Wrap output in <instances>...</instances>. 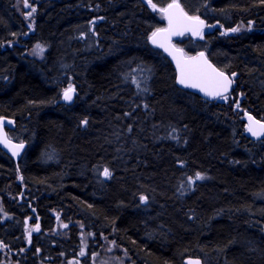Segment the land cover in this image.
<instances>
[{
	"label": "trees",
	"instance_id": "16d2710c",
	"mask_svg": "<svg viewBox=\"0 0 264 264\" xmlns=\"http://www.w3.org/2000/svg\"><path fill=\"white\" fill-rule=\"evenodd\" d=\"M28 1L0 0V116L28 144L0 148V264H92L105 243L130 264H264V138L235 108L264 121V0H177L216 25L178 43L235 74L225 101L178 87L145 0Z\"/></svg>",
	"mask_w": 264,
	"mask_h": 264
},
{
	"label": "water",
	"instance_id": "95a60500",
	"mask_svg": "<svg viewBox=\"0 0 264 264\" xmlns=\"http://www.w3.org/2000/svg\"><path fill=\"white\" fill-rule=\"evenodd\" d=\"M179 3V5L181 6L182 10L184 13L187 14L188 17H198V16H193L189 13H187L185 11V9L183 8V6L181 5L180 2L178 1H173L170 2L169 4L172 3ZM167 4L163 9L167 8L168 5ZM174 15H173V25H172V29L174 31H176L177 33H182V34H174L171 35L170 37H167V34L162 33L161 36L158 38L160 40V43L164 44L165 47H161L160 44H154L152 42V34L153 32H156V30H154L151 35L149 36V42L152 46L159 48L160 50H162L165 55L170 59L174 71H175V80H176V84L178 85V87L182 88V89H186L189 91H192L194 93H197L198 95H200L203 99L205 100H209V101H213V100H225L222 96H211L206 94L205 91H203L201 88H194V87H190L187 86L185 84H181L179 82L180 79V69L177 67V61L174 58V56H182L184 58L185 61H187L189 64H199L201 66L204 65V62L206 61L207 64H210L213 68L223 72L226 76H228L232 83L228 86V90L226 92L223 93L224 96H226L227 94L230 93V91L232 90L233 87V78L235 75L233 74H228L227 72L223 71L222 69H220L219 67H217L207 56V54L204 51H198L197 53H193V54H186L185 51L178 45H176L175 41L184 37L185 35H188L194 39H197L200 37L201 34L199 35H194L193 31L189 30L193 24L192 21L189 20H182L180 24L176 23V15H178V10L173 9L170 10ZM164 18L166 20V26L165 27H161L158 29H169L170 25H169V14L163 12ZM199 20L203 21L204 24L201 28V32L206 28L207 31H210L212 26L206 24L205 20L201 17H198ZM168 48L169 50H165V48ZM177 50H182V51H177ZM203 53V57H200V54ZM199 58L197 61H192L189 58ZM209 87H211V84L208 85ZM74 91L72 93V99L71 100H65L64 99V93H63V97L62 100L66 103H72L74 101V96H75V88H73ZM250 117L252 118L250 120ZM245 121L247 123L248 129L249 127H252L256 132L261 133L259 135H254L253 132L249 131L248 136L253 139V140H258V139H262L264 138V131L261 130L260 125H264V121L257 118L255 115H253L250 111L245 112ZM14 122L15 120L13 118L7 117V116H0V137H2L3 135L6 134L7 139L11 142L12 145H19V144H23V148L14 150L10 145H7L3 142H0V148L6 152L8 155H10L16 162L19 161V159L23 156L26 147H27V143L25 141L23 142H18L15 141L13 139H11L8 134L7 131L5 129V126H8L10 128L14 127ZM14 151L18 152V154H14ZM37 231V230H36ZM189 261H199V264H204L203 260L200 257H196V256H187L183 259V263L184 264H188Z\"/></svg>",
	"mask_w": 264,
	"mask_h": 264
},
{
	"label": "snow or ice",
	"instance_id": "6c2138e0",
	"mask_svg": "<svg viewBox=\"0 0 264 264\" xmlns=\"http://www.w3.org/2000/svg\"><path fill=\"white\" fill-rule=\"evenodd\" d=\"M149 2L151 3V0H149ZM25 6H28L27 0H25ZM152 7L153 9H155L156 5L152 4ZM173 9L178 10V15H176L177 24H180L182 20L192 21L193 24L189 30L193 31L194 35L202 34L201 28L204 22L199 20L198 17H188L187 14L183 12L179 3L174 2L172 4H169L167 8L160 9L161 12H165L169 14V25H170L169 29H157V31L153 32L152 34V42L154 44H160L161 47H165V45L160 43V40L158 39L162 33L167 34V37H170L171 35L174 34H182V33H177L172 29L174 14L170 10ZM32 12H35V8H32L31 11L28 13V15L31 16ZM232 31H239V28L232 29ZM37 48L41 49L42 51L40 45H37ZM165 50H169V49L166 47ZM177 51H182V50H177ZM200 57H203V53L200 54ZM174 58L177 61V67L180 69L179 82L181 84H185L187 86L194 88H201L208 95L222 96L224 99H227V97L224 96L223 93L228 90V86L232 83V81L223 72L213 68L210 64H207L206 61L204 62V65L201 66L199 64H189L187 61L184 60L182 56H174ZM189 59L192 61H197L199 58L193 57ZM209 84H211V87L208 86ZM73 91L74 89L72 87L66 89L64 91V99L71 100ZM251 119L252 118L250 117V120ZM84 123H87V121H84ZM260 128L262 131H264V125H260ZM249 131L253 132L254 135L261 134L256 132L252 127H249ZM0 142L10 145L14 150L23 148V144L12 145L11 142L7 139L6 134L0 137ZM14 154H18V152L14 151ZM103 174L105 177L111 176V172L107 168L104 169ZM189 179L191 180L192 178ZM195 179L202 180L204 179V176L200 173H196ZM143 199L146 200L147 197H143ZM36 230H39V225L36 226ZM83 254L84 253L82 252L81 255ZM188 264H199V261H189Z\"/></svg>",
	"mask_w": 264,
	"mask_h": 264
},
{
	"label": "rangeland",
	"instance_id": "374dc122",
	"mask_svg": "<svg viewBox=\"0 0 264 264\" xmlns=\"http://www.w3.org/2000/svg\"><path fill=\"white\" fill-rule=\"evenodd\" d=\"M159 2H161V4H157L153 0H151V3L149 2V0H145V3L152 10V12L153 13L155 12L157 14V16L160 19H162L163 23H161V26H164L165 25L164 17H163V13L160 11V9H162L164 7V5H166L168 2L167 3H163V0H159ZM152 4L156 5L155 9H153ZM27 5L28 6H25V2H24V4L21 5V6L24 9V12L27 11V15L26 16L28 17V12L30 11V7H31V5H30L28 0H27ZM214 28L215 27H212L211 30H213ZM235 28H239V31H232L231 30L230 33H238V32L244 31V30L252 29L253 26L252 25H249V26H236ZM235 28H232V29H235ZM204 34H205V32L202 31V34L200 35L199 39L203 38ZM68 88H66V89H68ZM64 91L62 92V95H63ZM75 97H76V93H75L74 99H75ZM61 99H62V97H61ZM235 108L239 112H241V117L244 119L245 118L244 113L248 109H244V108L240 107L239 105H236ZM248 132H249L248 131V126L246 124V133H248ZM11 138L15 139L13 134H11ZM95 250H97V253L95 252L93 254V259L91 260L92 264H130L129 261H126V258H124V255L120 251H118L116 246H114L113 244L105 243V246H101V247H99V248H97ZM82 252L85 254L86 250L83 249ZM78 256H79V254L76 255L75 257H78ZM87 256H88V254H87ZM76 262L77 261L70 260L68 264H76ZM134 263H136V262H134V261L131 262V264H134Z\"/></svg>",
	"mask_w": 264,
	"mask_h": 264
},
{
	"label": "flooded vegetation",
	"instance_id": "af4514ba",
	"mask_svg": "<svg viewBox=\"0 0 264 264\" xmlns=\"http://www.w3.org/2000/svg\"><path fill=\"white\" fill-rule=\"evenodd\" d=\"M23 189H26L25 186L23 187ZM36 232V231H35Z\"/></svg>",
	"mask_w": 264,
	"mask_h": 264
}]
</instances>
